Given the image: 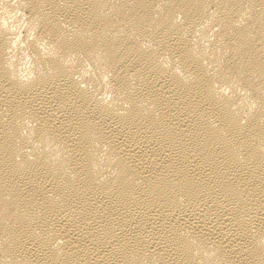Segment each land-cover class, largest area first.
<instances>
[{
	"label": "bare ground",
	"instance_id": "obj_1",
	"mask_svg": "<svg viewBox=\"0 0 264 264\" xmlns=\"http://www.w3.org/2000/svg\"><path fill=\"white\" fill-rule=\"evenodd\" d=\"M0 264H264V0H0Z\"/></svg>",
	"mask_w": 264,
	"mask_h": 264
}]
</instances>
